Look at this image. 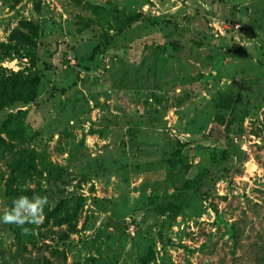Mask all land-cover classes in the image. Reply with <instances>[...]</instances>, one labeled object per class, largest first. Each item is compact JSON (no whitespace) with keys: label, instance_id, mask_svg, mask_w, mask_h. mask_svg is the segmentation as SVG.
Listing matches in <instances>:
<instances>
[{"label":"rangeland","instance_id":"1","mask_svg":"<svg viewBox=\"0 0 264 264\" xmlns=\"http://www.w3.org/2000/svg\"><path fill=\"white\" fill-rule=\"evenodd\" d=\"M21 195L0 264H264V0H0Z\"/></svg>","mask_w":264,"mask_h":264},{"label":"clouds","instance_id":"2","mask_svg":"<svg viewBox=\"0 0 264 264\" xmlns=\"http://www.w3.org/2000/svg\"><path fill=\"white\" fill-rule=\"evenodd\" d=\"M46 203V196H18L12 200L10 209L0 214V222L17 225L39 224ZM23 231L26 233L27 229Z\"/></svg>","mask_w":264,"mask_h":264},{"label":"trees","instance_id":"3","mask_svg":"<svg viewBox=\"0 0 264 264\" xmlns=\"http://www.w3.org/2000/svg\"><path fill=\"white\" fill-rule=\"evenodd\" d=\"M18 32V31H17ZM21 34V33H20ZM21 36H22V38L23 39H25V42L27 43V44H29V45H32V44H35V39H33V37L32 38H29L27 35H25V34H21ZM95 50H97V47L95 48ZM74 54H75V56L76 57H79L78 56V54H77V51L75 50L74 51ZM22 152L23 153H26V152H28L27 150H26V148L25 147H23L22 148ZM33 158V155H31V159ZM8 186L10 187V183H8Z\"/></svg>","mask_w":264,"mask_h":264}]
</instances>
